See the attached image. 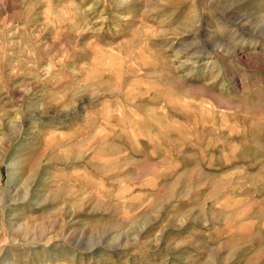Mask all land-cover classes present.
Returning a JSON list of instances; mask_svg holds the SVG:
<instances>
[{
	"label": "rangeland",
	"instance_id": "obj_1",
	"mask_svg": "<svg viewBox=\"0 0 264 264\" xmlns=\"http://www.w3.org/2000/svg\"><path fill=\"white\" fill-rule=\"evenodd\" d=\"M0 264H264V0H0Z\"/></svg>",
	"mask_w": 264,
	"mask_h": 264
},
{
	"label": "bare ground",
	"instance_id": "obj_2",
	"mask_svg": "<svg viewBox=\"0 0 264 264\" xmlns=\"http://www.w3.org/2000/svg\"><path fill=\"white\" fill-rule=\"evenodd\" d=\"M189 114H190V113H189ZM149 117H150V116H149ZM153 117H154V116H153ZM189 118H190V117H189ZM142 119H143V118H142ZM200 119H201V118H200ZM157 120H158V119H157ZM202 120H203V119H202ZM202 120H201V121H202ZM135 121H136V120H135ZM203 121H204V120H203ZM151 122H152V121H151ZM143 123H144V122H143ZM144 124H145V123H144ZM150 124H151V123H150ZM166 124H167V123H166ZM140 125H141V124H140ZM143 126H144V125H143ZM153 126H154V125H153ZM156 126H157V125H156ZM146 127H147V126H146ZM148 127H149V126H148ZM151 127H152V126H151ZM157 128H158V127H157ZM167 128H169V127H167ZM147 129H148V128H147ZM150 130H151V129H150ZM154 130H155V129H154ZM155 132H156V131H155ZM149 133H150V132H149ZM151 134H152V133H151ZM158 134H159V133H158ZM158 134H157V135H158ZM159 135H160V134H159Z\"/></svg>",
	"mask_w": 264,
	"mask_h": 264
}]
</instances>
